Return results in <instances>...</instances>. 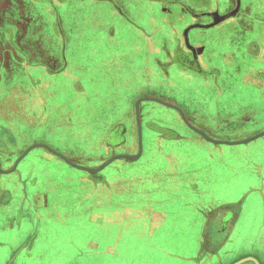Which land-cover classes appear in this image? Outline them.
I'll return each instance as SVG.
<instances>
[{
    "label": "crops",
    "instance_id": "crops-1",
    "mask_svg": "<svg viewBox=\"0 0 264 264\" xmlns=\"http://www.w3.org/2000/svg\"><path fill=\"white\" fill-rule=\"evenodd\" d=\"M69 21L112 46L75 45ZM91 52L127 60L69 79L70 57ZM153 75L173 96L111 95L101 111L96 89ZM148 103L174 110L215 160L197 159L206 144ZM249 119H264V0H0V264H264L252 210L264 209V160L248 152L264 128L247 142L204 137ZM241 144L247 161L221 159V145ZM118 154L138 155L98 169Z\"/></svg>",
    "mask_w": 264,
    "mask_h": 264
},
{
    "label": "rangeland",
    "instance_id": "rangeland-1",
    "mask_svg": "<svg viewBox=\"0 0 264 264\" xmlns=\"http://www.w3.org/2000/svg\"><path fill=\"white\" fill-rule=\"evenodd\" d=\"M85 24H86V26H85ZM85 24H82L80 26L81 32L85 35V39H82V38L80 39V37H79V34L76 30L79 28V26H75V24H74V26H72L73 25L72 21H69V23L67 25L69 27L70 37L72 38V41L74 42L75 45L81 46L82 43H85V44H87V45L84 44L85 48L86 47L87 48H93L94 51L96 49H100L102 51H105L106 47L112 46V45H107L108 44L107 39H109V37L104 36V35L102 37H99L101 35H98V34L102 33V30H100V28L99 29H97L95 27L92 28V24H91V26L89 25V23H85ZM121 31H122V29H121ZM122 36L124 37V35H122ZM111 40H113V39H111ZM127 42H129V41L127 40V36L125 35L124 43H127ZM91 53H92L91 56H87V57H85V56L82 57L80 55H78V56L73 55L72 57H70L71 62H70V67L68 68V72H69L68 78L69 79H73L74 77H77V76H84L85 74L79 70H81V68H83V70H85V69H87V66L90 69L93 68L96 72H98L99 70H101V71L102 70H107V71L109 70L111 73L121 63H123V61L127 60V55L125 57L124 56L119 57V56L106 55L104 52H102V55H101L98 52V55L95 56V54H93V52H91ZM172 79L176 80L177 77L172 75ZM155 80H157V79L155 78V75H153L152 76V84L149 86L146 85L144 88H140L136 85L135 88H131L130 90L128 88H125V87H122L123 89H121L120 87L119 88L117 87L115 89L108 88V87H104L102 89H96V91L102 90L101 92H99V94L101 96L100 99L103 98V100H104L102 105H100L103 108V109L101 108V111L102 110H103V112L108 111L105 102H106V100H108L110 98L111 95L113 97L121 98L123 93L124 94L130 93V95H131L130 98H132V97L136 98L144 92L146 93L147 91H152L153 93H157L156 94L157 96L158 95L173 96V93L171 92L170 87H168L166 84H163V83L157 84L155 82ZM94 89L95 88L93 87V90ZM91 91L92 90L89 89L87 95H89V93H91ZM72 93H74V92L72 91ZM71 95H73V94H71ZM88 100L89 101L92 100V99H90V96H88ZM118 104L121 108H122V106L125 107V109L127 108V102H125V104H123V105H121V102ZM118 104H115L114 106L116 107ZM148 104L151 106H154L155 110L160 111V113L163 115L162 118L165 119L166 123L171 124L172 127L178 129L180 132H182L183 134H185L187 136L191 135V136L198 137L192 131L188 130L187 127L185 128L183 126L182 121L178 122V120L175 119V118H177V115L175 114L174 110H171V109L166 108L164 106H159V104H157V103H148ZM94 109H95V107H93V110ZM101 113H99V114H101ZM104 114L109 115V113H104ZM53 122H56V120L54 119ZM99 122H97V120H96L94 122V124L98 125ZM111 122H116V119H111L109 121H106V123H108V124L102 126L103 130L107 129V126H109V124ZM201 122L203 123V122H211V121H201ZM215 122L216 121H213V123H215ZM240 122L242 123V125L247 124L249 128L248 129L245 128L244 130H235L234 127L239 126V125L241 126V123H238L237 121H232L230 124L235 123L236 125L235 126L231 125L232 127H230L229 125H227V123H229V121H226V123H225L224 120H218V126L219 127L228 126L230 128H233L234 130L233 131H223V132H220L219 134H218V131L212 130L210 133L213 135L220 136V137L224 138L225 140H233V139H240V138H244V137L247 138L250 135H252L255 131L261 130L264 128V119H262V120H255V119L251 120V119H249L247 121L245 120V121H240ZM255 123H257V124H255ZM100 125H102V123H100ZM212 126H214V124H212ZM35 136H37V135L35 134ZM199 140L201 143L204 142L206 144L205 147H207V148L195 147V157L197 159L201 160L202 162L205 161L206 163H212L215 160V151L211 152L210 148H212V146L200 138H199ZM97 145H99L98 142H97ZM207 145H209V146H207ZM257 146H259V147H257ZM98 148H99V146H98ZM259 149H260V151H262L260 153L263 154L262 159L264 160V137H260L257 140H255L253 142V144L249 146L248 152L250 153V151H255V150L259 151ZM246 150H247L246 147L242 144L237 145L236 147L221 145L220 146V152L221 153H219V152L218 153H219L221 159H224V160H231V159H233V157L235 155L236 156L241 155L240 159L242 161H247V158L244 157V153H246ZM99 154L100 155L96 154L95 158H89V161L87 162V164H93V162H95V161L96 162L103 161V160H101V158H102L101 154L102 153H99ZM93 159H96V160L91 161ZM248 161L250 162L251 159L248 158ZM5 177H4V180H5ZM258 192H259L258 195H260L261 192L260 191H258ZM252 194H250L249 197ZM235 195H237V196H235ZM228 196L229 197L235 196V198H236L239 196V192L238 191L233 192V193H231V195H228ZM253 196H255V195H253ZM252 201H254V203H255L252 207L253 208L252 210H254L256 208L255 214L258 215L260 222H262V220H264V209L262 208L263 206L260 205V207H259V206H257L255 200H252ZM259 201H258V204H259ZM244 264H246V263H244Z\"/></svg>",
    "mask_w": 264,
    "mask_h": 264
},
{
    "label": "water",
    "instance_id": "water-1",
    "mask_svg": "<svg viewBox=\"0 0 264 264\" xmlns=\"http://www.w3.org/2000/svg\"><path fill=\"white\" fill-rule=\"evenodd\" d=\"M141 99L138 100V102L136 103V112H137V121H138V124H139V117H138V103ZM169 105V104H168ZM170 106H173V105H170ZM196 129V128H195ZM198 130V129H196ZM199 131V130H198ZM201 134L202 132L199 131ZM204 137L212 142H216V143H239V142H247L253 138H255L256 136H253V137H247L246 139H243V140H239V141H227V140H215V139H212L211 137L207 136V135H204ZM138 154L136 155H129V154H118V155H114L112 156L110 159H108L105 163H103L98 169H101L102 167L108 165L109 163H111L113 160L117 159V158H126V159H135L137 157ZM73 165H75L74 163H72ZM98 169H95V170H89V171H96Z\"/></svg>",
    "mask_w": 264,
    "mask_h": 264
},
{
    "label": "flooded vegetation",
    "instance_id": "flooded-vegetation-1",
    "mask_svg": "<svg viewBox=\"0 0 264 264\" xmlns=\"http://www.w3.org/2000/svg\"><path fill=\"white\" fill-rule=\"evenodd\" d=\"M208 234V233H207ZM224 234H225V230H218V231H216V233H210L209 234V236H212L213 237V239L215 238V239H220L221 238V236H224Z\"/></svg>",
    "mask_w": 264,
    "mask_h": 264
},
{
    "label": "trees",
    "instance_id": "trees-1",
    "mask_svg": "<svg viewBox=\"0 0 264 264\" xmlns=\"http://www.w3.org/2000/svg\"><path fill=\"white\" fill-rule=\"evenodd\" d=\"M252 161H256V160H254L255 158H256V156H253L252 158H251V156L249 157Z\"/></svg>",
    "mask_w": 264,
    "mask_h": 264
}]
</instances>
